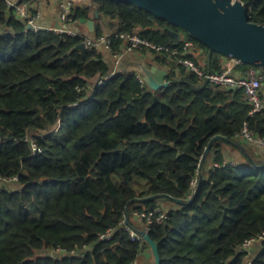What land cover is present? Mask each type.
Listing matches in <instances>:
<instances>
[{"label": "trees", "instance_id": "1", "mask_svg": "<svg viewBox=\"0 0 264 264\" xmlns=\"http://www.w3.org/2000/svg\"><path fill=\"white\" fill-rule=\"evenodd\" d=\"M242 1L250 20L264 23V0ZM70 17L75 36L33 31L0 0V176H17L0 191V264H133L150 248L126 226L147 229L161 264H246L241 245L264 231V148L240 133L246 125L264 137V108L250 114L242 88L210 82L166 53L140 49L168 71V84L153 90L137 71L113 69L102 48L78 47L89 33L79 20L91 18V36L135 33L175 46L189 38L205 71L228 67L143 8L91 0ZM176 31L186 38L173 44ZM121 44L113 38V49ZM237 141L241 160L213 167L225 161L221 147ZM159 205L162 223L133 218ZM252 250L251 264H264V239Z\"/></svg>", "mask_w": 264, "mask_h": 264}, {"label": "water", "instance_id": "2", "mask_svg": "<svg viewBox=\"0 0 264 264\" xmlns=\"http://www.w3.org/2000/svg\"><path fill=\"white\" fill-rule=\"evenodd\" d=\"M119 1L143 8L198 39L208 48L209 59L211 53L216 52L242 64L264 68V23H256L249 19L248 8L242 0ZM95 16H98L97 11ZM79 22L83 23L89 32L94 31L93 19L81 18ZM27 28H30V25H27ZM172 36L173 41L177 42L181 39V32H175ZM78 47L86 46L81 42ZM167 74V69L152 65L145 68L142 76L150 89L157 90L168 84ZM215 138L220 139L222 136ZM213 140L206 148L205 154L209 153ZM194 197L195 195L190 201ZM140 233L151 249L153 264H161L157 243L147 231L142 230Z\"/></svg>", "mask_w": 264, "mask_h": 264}, {"label": "built area", "instance_id": "3", "mask_svg": "<svg viewBox=\"0 0 264 264\" xmlns=\"http://www.w3.org/2000/svg\"><path fill=\"white\" fill-rule=\"evenodd\" d=\"M9 7L14 8L15 15L22 19L26 28L27 25H30V28L33 31L39 30H53L58 33H66L68 35L75 36L79 33V29L73 23L76 22L70 17L71 8L75 5L90 4L91 0H61L59 3V19L63 26L56 27H46L37 22L38 13L31 14L29 12L28 4L26 2H15L13 0H4ZM78 32V33H77ZM84 35V40L82 41L86 47H103L110 55L111 59L114 61L115 69H118L120 60L124 54L133 52L135 50H140L145 48L146 51H155L160 53H166L168 56L173 57L178 60L179 63L184 65L187 69L193 71L198 76L206 78L208 81L215 84L224 85L226 87H240L244 90L245 97L250 105V114L261 111L264 108V99L261 96V87L263 72L260 71L258 67L249 66L244 72L237 73L235 71L236 65L240 62L230 59V63L227 68L219 72H207L204 70L203 66L196 63L191 57L190 54L194 49V43L189 38L183 39V43L179 46L175 45H166L152 42L146 38H143L135 33H110L103 34L100 36H91L89 33H82ZM113 38L122 39V44L118 49H113L112 40ZM182 40V39H181ZM180 41V40H179ZM174 42L173 44H175ZM138 79L141 83L145 84L143 76L138 73ZM103 83V79H100L98 84ZM60 127V123L57 124V129ZM243 139L258 144L260 147L264 148V137H257L250 133L246 125L243 126L241 133ZM31 142V148L33 154H36L40 149L36 145L33 138L29 135H26L24 141ZM227 163H235L233 161H223L222 163H213V167H223ZM17 180V176L11 178H6L0 176V191L2 187L10 181ZM193 187L196 188V179L192 180ZM133 218L139 221H145L146 226L156 222L162 223L166 218V210L161 207V205L155 207L152 210L143 211V210H134ZM129 229V236L131 240L143 241V237L140 232H137L134 229ZM147 231V229H144ZM111 237V232L108 231L101 236L102 239H108ZM264 239V231L261 232L256 238H249L243 242L240 247V251L245 252L246 254V264H251L252 262V246L255 242ZM134 262L133 264H135Z\"/></svg>", "mask_w": 264, "mask_h": 264}, {"label": "crops", "instance_id": "4", "mask_svg": "<svg viewBox=\"0 0 264 264\" xmlns=\"http://www.w3.org/2000/svg\"><path fill=\"white\" fill-rule=\"evenodd\" d=\"M13 1L26 2L28 4L29 12L31 14L38 13L37 22L39 24L46 26V27H56V26H61V25L63 26L58 16L59 15V3L61 2V0H13ZM74 26L78 28V25H73V27ZM87 32L89 31L87 30ZM108 33H109V30H106L105 34H108ZM183 38H186L185 33L181 32V39ZM102 50L108 53L105 49H102ZM201 52H202V49L201 51H198L197 54H200ZM151 59L152 58L148 53H144L141 50H135L133 52L124 54L122 56L118 69L135 70L137 71V73L142 75L145 71V68H148L152 65L163 68L161 65L155 62L153 63L150 62ZM149 62L150 64H148ZM223 62L225 64H229L230 60H227L224 57ZM240 139L244 142L246 141L245 143L249 145L255 146L254 147L255 149L260 150V146L257 145L256 143L248 142L242 137H240ZM239 143L240 142L237 141L236 143L232 145L225 144L221 147V151H222V154L225 160L233 161L235 163L236 161L241 160L242 157H241L239 150L236 147H234V145L238 146ZM169 206L170 204H167V207ZM135 264H153V257H152V253L150 249L148 248L143 249V251L140 253L138 261H136Z\"/></svg>", "mask_w": 264, "mask_h": 264}, {"label": "rangeland", "instance_id": "5", "mask_svg": "<svg viewBox=\"0 0 264 264\" xmlns=\"http://www.w3.org/2000/svg\"><path fill=\"white\" fill-rule=\"evenodd\" d=\"M100 48L104 49L103 47H100ZM111 67H113V69L116 67L115 64H114V61H113V60L111 61ZM258 68L260 69V71H262V72L264 71V68H261V67H258ZM14 186H18V185H17V184H13V187H14ZM162 204H163L165 207H167L168 202L165 201V200H163V201H162ZM162 204H161V205H162ZM149 248H150V247H149ZM150 251H151V249H150ZM151 253H152V252H151ZM152 257H153V255H152ZM153 263H154V258H153Z\"/></svg>", "mask_w": 264, "mask_h": 264}]
</instances>
